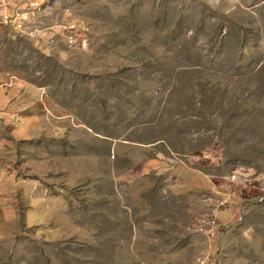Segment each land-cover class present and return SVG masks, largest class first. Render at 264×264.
Wrapping results in <instances>:
<instances>
[{
	"label": "rangeland",
	"instance_id": "rangeland-1",
	"mask_svg": "<svg viewBox=\"0 0 264 264\" xmlns=\"http://www.w3.org/2000/svg\"><path fill=\"white\" fill-rule=\"evenodd\" d=\"M0 264H264V0H0Z\"/></svg>",
	"mask_w": 264,
	"mask_h": 264
}]
</instances>
